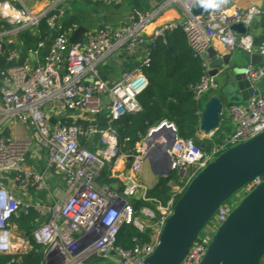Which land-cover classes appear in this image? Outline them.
Returning a JSON list of instances; mask_svg holds the SVG:
<instances>
[{
	"label": "built area",
	"instance_id": "1",
	"mask_svg": "<svg viewBox=\"0 0 264 264\" xmlns=\"http://www.w3.org/2000/svg\"><path fill=\"white\" fill-rule=\"evenodd\" d=\"M35 1L43 3L44 7L34 10L27 6L26 0H0V53L10 39L24 32L37 34L42 21L49 35L55 26L59 28L48 52L33 66L15 65L0 71V255L25 254L31 250L27 234L18 231L14 221L33 212L37 218L32 223V241L40 248L41 264H88L111 257L117 258V264H145L158 245L177 200L197 174L228 149L264 132V98L257 88L264 80V68L249 65L244 69L243 76L254 93L247 102L225 108L216 131L197 137L211 144L206 151L196 147L194 140L179 138L171 123L164 121L149 131L148 135L165 126L174 136L168 154L170 171L178 173L179 181L170 185L172 190L165 205L148 198L147 189L134 179H130V185L126 184L120 192L96 185L106 162L114 159L120 149L113 122L142 111L138 97L149 85L146 72L151 67L156 40L165 42L166 34L177 30L185 35L193 57L200 61L204 71L193 90L195 100L200 101L206 94L218 90L214 77L208 75L210 67L206 54L214 42L226 51H241L248 56L256 53L264 60V38L255 47L250 35H237L231 30V26L241 23L247 29L252 19L263 15L264 11L258 8L243 10L236 5L237 0H223L221 7L194 16V7L200 0H166V6L182 9L186 17L183 24L165 23L146 38L153 14L132 11L129 23L115 30L98 29L82 41L71 43L70 34L77 27L69 33L60 32V28L73 0ZM107 1L119 5L124 0ZM45 43L38 44L35 54L44 49ZM140 48L145 50L137 68L112 84L100 76L98 66L108 56ZM17 59L14 51L7 53V62ZM53 103L58 104L59 114L79 112L94 117L107 109L109 121L104 129L95 124L52 128L44 108ZM222 117L229 119L234 127L227 137L219 131ZM12 125L30 129L31 139L7 136L5 129ZM95 135L105 149L94 154L83 148L80 141ZM166 140V136H158L159 143ZM32 148L45 151L41 172L24 166ZM128 157L132 158L130 171L134 175L140 173L146 162L142 145ZM52 170L61 173L67 194L63 198L55 195L51 203L36 202L32 195L47 190L46 176ZM263 181L264 175H260L247 182L237 199L246 197ZM138 192L141 193L138 200L144 205L136 211L133 200ZM231 211L226 204L218 208L205 226L206 233L197 236L180 264L201 263L214 232ZM125 226L140 232L149 230V242L137 241L131 249L117 247L118 234ZM18 262L12 261V264Z\"/></svg>",
	"mask_w": 264,
	"mask_h": 264
},
{
	"label": "water",
	"instance_id": "2",
	"mask_svg": "<svg viewBox=\"0 0 264 264\" xmlns=\"http://www.w3.org/2000/svg\"><path fill=\"white\" fill-rule=\"evenodd\" d=\"M251 8L261 9L257 6L248 9ZM208 11L210 9L203 8L199 1L194 7L193 15L200 16ZM231 30L237 35L247 33L244 23L231 26ZM58 31V26L51 30L43 54L48 52ZM86 32L83 26L77 27L70 37V42L82 41ZM226 53L219 57L212 48L207 49L210 67L208 75L216 77L223 73L232 77L236 91L225 93L221 99L217 96L209 98L200 118L199 127L203 134H211L218 129L220 115L225 110L226 103L230 106L245 103L254 93L250 82L243 76L244 69L230 65L233 55L229 51ZM261 60L256 53L250 56L253 66ZM228 83H225L224 87L230 85L229 81ZM160 132L168 135V139L161 146L154 142ZM173 139V134H170L165 126H161L151 132L142 143L145 161L152 173L160 179L169 178L171 174L168 152ZM194 145L206 151L211 144L196 139ZM260 175H264V132L228 149L197 174L177 200L172 215L161 231L158 245L145 264H180L191 244L218 208L247 182ZM263 258L264 181L244 197L219 226L200 264H261Z\"/></svg>",
	"mask_w": 264,
	"mask_h": 264
},
{
	"label": "crops",
	"instance_id": "3",
	"mask_svg": "<svg viewBox=\"0 0 264 264\" xmlns=\"http://www.w3.org/2000/svg\"><path fill=\"white\" fill-rule=\"evenodd\" d=\"M130 1L131 0H124L121 4L115 5L109 3L107 0H96L94 2H91L90 0H73L68 6L66 17L67 19L72 18L76 20L79 23V25L76 27L83 26L87 31L84 35V38H87L90 34L94 33L98 29L115 30L120 26L129 23L130 15L132 13ZM165 1L166 0H149V5L151 8L149 13L153 14L154 18L152 19L150 27L146 30V38L151 35L152 31L165 23H176L181 25L185 22L186 17L182 9L179 6H166ZM26 4L29 8L34 10H39L44 7L43 3L37 2L35 0H26ZM236 5L243 10L257 6L261 7V10L264 11V0H237ZM247 29V34L252 37L254 46L257 47L264 38V14L255 16ZM71 35L72 33L70 34V37ZM210 48H212L219 57L227 54L226 50L216 42L211 44ZM144 50L145 48H140L131 52L120 51L108 56L98 66V68L101 67L103 70L102 72L99 71L100 76L110 84L118 81L123 74L134 70L140 65L141 59L144 56ZM4 51H14L18 59L19 57H27L24 59L23 65L33 66L37 60L42 58L40 53L35 54L26 52L23 49L22 42L20 41L19 37L10 39ZM232 55L233 56L230 65H233V67L245 69L247 66L251 65L250 56L247 54V63L240 62L238 58L236 59V51L232 52ZM18 59L16 61H18ZM262 63L263 59L256 66L262 67ZM216 77H219L220 82L224 84L228 83V81L230 82V92L233 93L236 91V86L233 83L234 81L232 77L223 73H219ZM262 86H264V83H262ZM205 96L208 97L205 101L206 103L210 97L216 96V94L210 92ZM205 96H203L200 100V104ZM103 101L107 107L108 101L105 97L103 98ZM44 114L49 118L52 128H57L61 125H80L82 127H87L90 124H95L101 129H104L106 128L109 121L107 109H105L100 115L94 117L86 113L79 112H67L59 114L57 103L46 106L44 108ZM221 122L223 123L220 129L224 128L225 123H230V125H232L230 120L227 118L224 119V117L221 118ZM5 133L7 136L17 138L19 140H30L32 135L30 129L22 125L9 126L5 129ZM199 136H202V132L200 131L198 133V137ZM144 139H142L132 150L129 151H125L123 146L119 145L120 149L117 156L111 161L106 162L105 169L103 170L101 176L96 180V185L98 188L109 187L113 191L120 192L126 184L130 185V183H128L130 179H134L136 183L142 185L141 179H143L145 176V179L148 183H153V178L145 175V173L143 174L142 172L143 168L147 166L146 162L143 164L140 173L134 175L130 171L132 161L128 156L134 155L135 149L142 145ZM80 145L94 154L105 149V147L100 143L99 137L97 135L81 139ZM44 163L45 151L32 148L26 156L24 166L25 168H31L37 172H41L44 168ZM153 176L155 175L153 174ZM159 181L157 183L154 182V186L152 188H148L147 191L153 190L158 185ZM46 183L48 185L47 190L34 192L32 195L33 200L36 202L39 201L51 203L56 199L55 195H58L59 197L62 196V198L66 196L67 193L61 173L54 170L49 171L46 176ZM171 184L173 183H169V186ZM140 194L141 193L138 192L137 198L133 200V204L134 202H139L143 206L144 204L138 200V198H140ZM147 206L151 207L150 205ZM262 264H264V260L262 261Z\"/></svg>",
	"mask_w": 264,
	"mask_h": 264
},
{
	"label": "trees",
	"instance_id": "4",
	"mask_svg": "<svg viewBox=\"0 0 264 264\" xmlns=\"http://www.w3.org/2000/svg\"><path fill=\"white\" fill-rule=\"evenodd\" d=\"M130 7L132 11L140 13L151 11L149 0H131ZM78 25L76 20L67 19L65 16L61 21L60 32L69 33ZM48 37L49 29L45 21L40 23L37 34L24 32L19 36L23 49L31 53L38 51V44L46 42ZM155 45L151 67L146 72L149 85L138 97L142 111L113 122L118 145L123 146L125 151L132 150L137 143L146 138L151 129L164 121L175 126L181 139L196 140L200 131L202 107L200 101L195 100L193 92L204 75L200 61L193 57L187 39L180 30L167 33L165 42L158 39ZM42 51H39L41 57L46 54ZM7 53V51L0 53V71L7 67L23 65L24 59L27 58L19 57L18 61L9 63L6 61ZM169 183L170 177L162 178L153 190L148 191V198L165 205L170 196ZM133 205L136 211L142 206L139 202H134ZM35 218L37 215L31 212L28 216L22 215L14 224L18 231L26 234ZM137 241L148 243L149 234L125 226L118 234L116 246L131 249ZM30 244L31 250L25 254L0 255V264H12V261L17 260L19 262L13 264H41L40 248L33 241Z\"/></svg>",
	"mask_w": 264,
	"mask_h": 264
},
{
	"label": "rangeland",
	"instance_id": "5",
	"mask_svg": "<svg viewBox=\"0 0 264 264\" xmlns=\"http://www.w3.org/2000/svg\"><path fill=\"white\" fill-rule=\"evenodd\" d=\"M253 26V25H252ZM252 30V27H251ZM238 58V60L240 62L243 63H247V55L244 54L241 51H236V59ZM261 66L264 68V60L263 63L261 64ZM98 71L102 72V68L99 67ZM214 81L216 83V85L218 86V90L214 91L212 93H215L217 97H219L221 99V97L223 98V96L225 95V93H230V85H227L226 87H224V83L220 82V78L219 77H214ZM262 83H264V80L261 81L260 83L257 84V88L259 89V92L261 94V96L264 98V86H262ZM209 96V95H208ZM208 97H204L203 101L201 102V107L204 108L205 106V101ZM230 105L226 103V108L229 107ZM221 133L223 137H227L228 135H230L233 131V126L230 125V123H225L224 128L221 129ZM217 158V157H216ZM215 158V159H216ZM143 174L145 173V175L153 178V183H148L147 180L145 179V177L143 179H141V186L145 187L147 190L148 188H152L154 185V182H158L160 179V177L158 176H153V173L149 167V165L147 164V166L145 168H143L142 170ZM142 174V175H143ZM187 174H189V172H187ZM179 181V176L177 172H173L170 174V183L176 184ZM241 194V190L237 191L236 193H234L224 204L228 205L231 210L233 211L242 201V199H237V196ZM139 220L141 222H143L145 225L147 224L144 219L142 217H139ZM209 223V222H208ZM207 223V224H208ZM207 224L205 226H207ZM210 225V224H209ZM206 229L207 228H203L200 233H199V237L203 236L206 233ZM32 231H33V226H31V228L26 232L27 234V240H29L30 242L32 241ZM145 233L149 234V230H145ZM215 233V232H214ZM17 236V235H16ZM117 258L116 257H111V259L109 260H97V261H92L88 264H117L116 262ZM264 260V258L262 259V261ZM262 264V262H261Z\"/></svg>",
	"mask_w": 264,
	"mask_h": 264
},
{
	"label": "clouds",
	"instance_id": "6",
	"mask_svg": "<svg viewBox=\"0 0 264 264\" xmlns=\"http://www.w3.org/2000/svg\"><path fill=\"white\" fill-rule=\"evenodd\" d=\"M200 3L205 9H217L222 6L223 0H200Z\"/></svg>",
	"mask_w": 264,
	"mask_h": 264
},
{
	"label": "bare ground",
	"instance_id": "7",
	"mask_svg": "<svg viewBox=\"0 0 264 264\" xmlns=\"http://www.w3.org/2000/svg\"><path fill=\"white\" fill-rule=\"evenodd\" d=\"M157 127H158V126H157ZM161 134L164 135V136H166V139H168V135H167V133H165V132H162V133H161V132H160L159 135H161ZM159 135H158V136H159ZM154 142H155L156 145H160V146L164 144V143H159V142H158V137L155 138ZM129 158H131V157H129ZM131 161H132V158H131ZM171 190H172V186H170V191H171Z\"/></svg>",
	"mask_w": 264,
	"mask_h": 264
}]
</instances>
